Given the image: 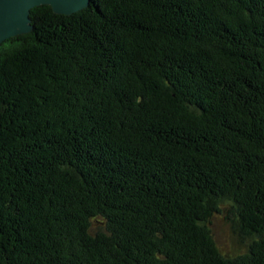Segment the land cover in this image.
<instances>
[{"label": "trees", "instance_id": "1", "mask_svg": "<svg viewBox=\"0 0 264 264\" xmlns=\"http://www.w3.org/2000/svg\"><path fill=\"white\" fill-rule=\"evenodd\" d=\"M30 17L0 44V264H264V0Z\"/></svg>", "mask_w": 264, "mask_h": 264}, {"label": "water", "instance_id": "2", "mask_svg": "<svg viewBox=\"0 0 264 264\" xmlns=\"http://www.w3.org/2000/svg\"><path fill=\"white\" fill-rule=\"evenodd\" d=\"M92 0H0V44L34 29L31 9L49 4L59 14L70 15L91 5Z\"/></svg>", "mask_w": 264, "mask_h": 264}, {"label": "rangeland", "instance_id": "3", "mask_svg": "<svg viewBox=\"0 0 264 264\" xmlns=\"http://www.w3.org/2000/svg\"><path fill=\"white\" fill-rule=\"evenodd\" d=\"M230 217L232 214L229 213L227 207H224L221 213L212 218L211 228L221 251L233 257L245 253L251 240L249 236L240 232ZM98 226L99 223L94 222V228L98 229Z\"/></svg>", "mask_w": 264, "mask_h": 264}]
</instances>
